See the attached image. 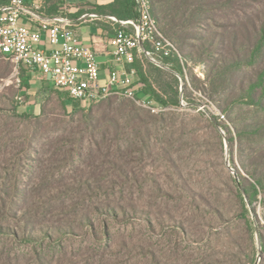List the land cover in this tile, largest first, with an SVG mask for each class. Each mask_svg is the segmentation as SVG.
I'll return each instance as SVG.
<instances>
[{
  "label": "rangeland",
  "instance_id": "1",
  "mask_svg": "<svg viewBox=\"0 0 264 264\" xmlns=\"http://www.w3.org/2000/svg\"><path fill=\"white\" fill-rule=\"evenodd\" d=\"M202 66L184 65L179 105L152 112L122 94L74 99L0 53V226L38 236L0 232V264H264V227L251 211L252 235L236 196L237 142L206 120L218 110L229 128L227 115L193 81Z\"/></svg>",
  "mask_w": 264,
  "mask_h": 264
},
{
  "label": "trees",
  "instance_id": "2",
  "mask_svg": "<svg viewBox=\"0 0 264 264\" xmlns=\"http://www.w3.org/2000/svg\"><path fill=\"white\" fill-rule=\"evenodd\" d=\"M6 0H0V4ZM55 2L49 15L60 14L59 2ZM152 14L158 24L163 23L166 32L177 39L186 54L157 57L161 64L174 73L154 64L144 55L135 57L127 69H135L140 78L139 93L162 105H179L180 79L185 81L184 65L203 64V80L193 77L196 87L216 98L217 107L225 111L229 128L218 117H207L211 127L216 123L228 133L233 151L237 142L236 182L241 215L252 233L256 231L251 219L255 202L264 205V0H150ZM93 11L112 15L120 20L135 19L137 10L134 0H111L95 5ZM192 27V35L184 31ZM201 28L203 32H196ZM170 39V38H169ZM192 39L193 42H188ZM176 46V43L170 39ZM146 49L149 46L145 44ZM182 59V60H181ZM143 62L147 63L146 68ZM30 71L22 68L20 71ZM32 72V71H31ZM22 75L23 88L30 87V76ZM186 82L184 88H186ZM65 106V102H62ZM74 109V108H73ZM23 116L31 114L23 113ZM241 185L242 189L239 187ZM245 193V195L243 194ZM16 215V213H15ZM264 218V210H263ZM26 224L20 232L0 226V232L12 233L15 238H37V233ZM60 232L59 228H56ZM51 237L54 232H44ZM261 250L264 253V236Z\"/></svg>",
  "mask_w": 264,
  "mask_h": 264
},
{
  "label": "built area",
  "instance_id": "3",
  "mask_svg": "<svg viewBox=\"0 0 264 264\" xmlns=\"http://www.w3.org/2000/svg\"><path fill=\"white\" fill-rule=\"evenodd\" d=\"M134 3L137 10L135 19L120 20L95 11L86 12L78 18L106 19L112 24L109 45L114 68L104 78L101 77L95 51L76 38V20L56 15L43 19L40 27L32 28L25 18L35 14L26 8L24 0H6L0 4V53L12 62L15 73L26 68L43 74L52 85L82 102L114 93L131 98L152 112L165 111L168 109L166 106L154 105L139 93L135 70L127 69L125 63L132 62L135 53L144 55L156 65L161 64L157 57H180V54L175 44L160 30L152 14L150 0H134ZM43 31L52 46L50 50L40 47ZM145 44L149 46L148 50ZM214 113L219 120L224 119V114L218 110Z\"/></svg>",
  "mask_w": 264,
  "mask_h": 264
},
{
  "label": "crops",
  "instance_id": "4",
  "mask_svg": "<svg viewBox=\"0 0 264 264\" xmlns=\"http://www.w3.org/2000/svg\"><path fill=\"white\" fill-rule=\"evenodd\" d=\"M91 1L90 8L93 9L97 4H106L111 0H61L59 2L60 14L68 17L69 19L76 20L74 27L76 38L79 43L91 47L97 56V60L100 64L101 77L107 76L109 70L114 68L111 55V46L109 45V39L113 34V30H110L112 24L108 20H91L83 19L78 20L86 11L80 12L83 6L81 3ZM25 6L28 10H31L35 15H27L25 20L32 28L40 27L43 19L51 18L56 15H49L46 11L52 10L55 7V2L51 0H24ZM93 11V10H91ZM40 47L46 50L52 49V46L48 42V36L46 32H42ZM56 47H59L56 46ZM31 82V79L30 81Z\"/></svg>",
  "mask_w": 264,
  "mask_h": 264
},
{
  "label": "water",
  "instance_id": "5",
  "mask_svg": "<svg viewBox=\"0 0 264 264\" xmlns=\"http://www.w3.org/2000/svg\"><path fill=\"white\" fill-rule=\"evenodd\" d=\"M141 46L143 47V45L141 44ZM144 48V47H143ZM160 67H162V68H164V69H166V70H168V71H170V72H172V73H174L168 66H165V65H163V64H158ZM216 126H218V128H221L220 126H219V124H217L216 123ZM239 187L242 189V187H241V185H239ZM243 194H245L244 192H243ZM260 248H259V253H260Z\"/></svg>",
  "mask_w": 264,
  "mask_h": 264
}]
</instances>
